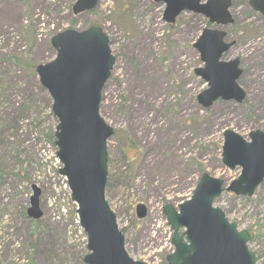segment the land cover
I'll return each mask as SVG.
<instances>
[{
    "label": "rangeland",
    "instance_id": "1",
    "mask_svg": "<svg viewBox=\"0 0 264 264\" xmlns=\"http://www.w3.org/2000/svg\"><path fill=\"white\" fill-rule=\"evenodd\" d=\"M72 3L0 0V264H23L22 250L31 243L22 213L32 184L41 190L43 226L53 230V243L42 238L29 257L35 264H83V232L58 174L55 147L46 139L56 124L51 99L35 66L54 58V34L93 23L107 35L115 58L99 104V115L113 129L105 199L127 254L145 264H167L173 246L163 206L190 198L202 173L222 179L224 188L238 177L239 167L221 163L225 129L245 140L253 130L264 131V16L248 0H232L233 22L222 27L187 10L169 24L165 4L155 0H98L76 15ZM204 28L222 29L226 42H234L221 60H240L243 101L218 99L208 108L198 103L207 83L194 74L203 63L193 44ZM20 105L25 111L18 112ZM138 203L147 208L142 219L135 215ZM213 205L239 230L258 235L248 248L264 264V179L251 197L224 191Z\"/></svg>",
    "mask_w": 264,
    "mask_h": 264
},
{
    "label": "water",
    "instance_id": "2",
    "mask_svg": "<svg viewBox=\"0 0 264 264\" xmlns=\"http://www.w3.org/2000/svg\"><path fill=\"white\" fill-rule=\"evenodd\" d=\"M165 4L163 20L173 23L180 12L201 14L210 24L226 26L233 22L228 9L231 0H155ZM98 0H75L73 15L93 9ZM264 16V0H248ZM222 29L204 28L193 47L203 67L194 74L207 83L197 101L208 108L218 99L241 102L245 92L237 84L241 74L240 60H221L234 45L226 42ZM54 58L35 67L39 84L50 99V110L56 119L53 130L58 174L65 179L69 199L86 236L84 264H145L133 260L124 248V236L116 216L105 199L107 180V140L113 129L99 115L101 93L113 68L107 35L97 23L87 29H66L50 38ZM221 163L227 169L240 168V174L224 188L220 178L206 173L199 177L189 199L177 207L166 204L162 213L172 233L173 251L166 255L167 264H256L247 243L248 230H238L224 212L213 206L223 191L251 197L264 179V131L253 130L245 140L231 129L222 133ZM26 217L42 218L39 206L41 190L31 185ZM146 206H135L137 218L145 217Z\"/></svg>",
    "mask_w": 264,
    "mask_h": 264
},
{
    "label": "trees",
    "instance_id": "3",
    "mask_svg": "<svg viewBox=\"0 0 264 264\" xmlns=\"http://www.w3.org/2000/svg\"><path fill=\"white\" fill-rule=\"evenodd\" d=\"M70 2H73L74 0H69ZM71 4V3H70ZM25 111L24 107L22 105L19 106L18 112ZM47 141L53 146V130H50V132L46 135ZM109 177L107 178L106 182V189L110 187ZM23 219H25V235L24 237L29 241V246L25 247L22 251L25 253V258L23 260V264H35L34 258L29 257L31 255V252L37 247L38 243L41 242L42 238H45L47 241H49V244L52 245L53 243V230L51 228H46L43 226V219L39 220H32L26 217L25 212L22 213ZM50 227V225H48ZM253 239H255L256 236H258L255 232H253ZM29 251V253H28ZM254 253V252H253ZM84 255V251L81 252L78 255V260L82 262V257ZM255 255V254H254ZM255 259L257 261V257L255 255Z\"/></svg>",
    "mask_w": 264,
    "mask_h": 264
},
{
    "label": "bare ground",
    "instance_id": "4",
    "mask_svg": "<svg viewBox=\"0 0 264 264\" xmlns=\"http://www.w3.org/2000/svg\"><path fill=\"white\" fill-rule=\"evenodd\" d=\"M211 29H214V28H211Z\"/></svg>",
    "mask_w": 264,
    "mask_h": 264
}]
</instances>
